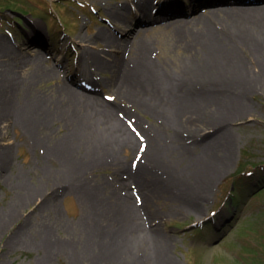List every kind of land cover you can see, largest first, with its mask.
<instances>
[{"label":"rangeland","instance_id":"1","mask_svg":"<svg viewBox=\"0 0 264 264\" xmlns=\"http://www.w3.org/2000/svg\"><path fill=\"white\" fill-rule=\"evenodd\" d=\"M144 1H150L149 13L155 20L136 29L152 40L150 56L158 70L171 75L173 64L194 59L200 47L191 46L193 41L185 34H172L171 30L162 33L159 29L167 20L156 12L160 0ZM179 1L186 7L188 19L197 15L208 17L216 8L208 1L199 5L197 14L193 15L194 1ZM137 2L0 0V37L9 40L12 53L25 52L28 59L22 67H17L15 59L2 55L0 47V56L12 64L11 71L16 69L21 74L10 77V81L6 79L7 71L0 67L3 75L0 81V264H264L262 53L236 42L234 56H238L245 73L242 81L208 83L202 78L184 90L185 97L195 99L203 95L209 111L236 116L230 123L201 120L200 129L194 127L195 131L188 130L182 136L178 124L165 127V118L160 113L131 103L107 83L113 75L123 77L143 56L140 42H134L136 38L124 44L122 65L111 61L107 69L100 70L87 55L107 47L98 41L102 30L122 38L117 29L121 22L112 17L111 10L122 13L127 5L134 21L138 17ZM225 5L218 7L231 6L228 2ZM252 5L257 4L243 6ZM187 17L179 16L176 20ZM35 51L42 54V62L31 57ZM42 65L55 69L51 79L37 75ZM66 74H70L72 86L77 90H81L76 85L83 78L99 89L102 100L118 103V117V111H127L122 121L139 141L134 148L125 146L126 151L114 155L111 145L97 143L98 161L68 172V159L82 162V152L59 147L71 132L68 120L59 114L57 107L47 110L40 106L46 92L57 93L68 81ZM156 92L160 94L161 89ZM183 121L181 118L180 122ZM154 125L164 126V130L156 148L163 151V156L153 162L151 151L147 152L146 131L154 130ZM176 133L185 140L186 152L178 150L177 143H171ZM140 166L157 175L169 191L168 195L157 192L153 196V209L160 216L157 223L170 238L168 256L161 259L158 252L156 262L144 248L127 245L122 212H116L117 208L103 198L108 197L107 193L97 190L101 184L106 190L117 185L122 196L131 193L134 204H141L143 195L132 180ZM211 166H225V170L210 186L209 195L199 205L201 212L196 214L188 209L196 194L192 191L201 187L200 171L213 169ZM82 174L90 181L86 188ZM76 180H81L83 186L79 187ZM202 185L205 187L204 182ZM33 190L38 192L34 197Z\"/></svg>","mask_w":264,"mask_h":264},{"label":"bare ground","instance_id":"2","mask_svg":"<svg viewBox=\"0 0 264 264\" xmlns=\"http://www.w3.org/2000/svg\"><path fill=\"white\" fill-rule=\"evenodd\" d=\"M193 1L196 3L193 15L197 14L196 8L207 1L211 2V5L216 6V8L210 12L208 17L197 15L188 19L187 12L184 11L186 8L181 5L180 1L160 0L159 2V14L167 20L165 25H161L162 27L159 30L162 33L171 30L172 34H185L193 41L191 46L200 47L196 57H193L194 59L187 58L178 65L173 64V70H170L171 67L166 66L171 72V75L168 72L169 76L158 70L156 63L151 59L152 40L143 37L141 29H136V26L140 24L145 23L147 25L151 23L150 21L155 20L153 19V14L149 13L150 1L138 0L136 4L138 17L134 20L135 22L126 8L127 5L122 8V13H118L117 10H111L112 17L117 22H121L117 29L123 34L122 38L112 37V32L109 33V31L102 30L99 32L98 41L104 42L108 48L106 47L103 51L97 53H87L100 70L107 69L111 61H116V63L122 65L121 51L124 44L136 38L134 42H140L139 48L143 56L134 62V67L128 68L123 77L118 74L113 75L112 78L107 80V83L109 86L116 88L119 93H123L121 96L129 99L131 103L142 106L145 110L160 113V116L165 118V127L169 128L174 123H176L174 126L178 124L181 133L183 132L182 136L189 132L188 130H191V132L195 131L194 127L200 129L201 127L198 128V122L201 120L206 122L220 120L230 123L234 119L233 117L236 116L233 113L209 111L210 109H207L208 105L203 95H198L195 99L189 95H186L187 97L184 96V90L191 83L202 78L208 83L221 82L222 80L242 81V77L245 78L241 61H239L238 56L236 58L234 56L233 46L236 45V42H241L245 47L257 49L259 53H262L261 58L264 64V0L250 2H247V0H235L236 2L229 7H218L219 5L226 6L227 0ZM248 3L257 5L243 6ZM179 16L187 17V19L176 20ZM128 17L130 18L128 19ZM85 41L88 40L85 39ZM0 47L2 55L15 59L17 67H22L28 60L25 52L12 53V46L9 40L4 37H0ZM31 57L38 62L43 61V56L38 51L33 52ZM0 58H2L0 59V67L7 71L8 78L6 79L12 81L10 77L17 74L16 69L12 72L10 69L12 64L7 63L2 56ZM42 67V70L37 73L39 78L51 79L54 76L55 69L43 65ZM65 73H67L66 69ZM59 74L61 75L62 72L60 71ZM17 75L20 76L21 74L18 73ZM65 77L68 78V81L64 83L57 93L46 92L45 96L42 97L40 106L42 108L44 106L47 110L55 106L59 109V114L68 120L67 123L71 132L65 136V139H63L64 143L60 144L59 147L66 149L72 147L82 152L84 158L82 162L68 159L69 173L77 167L80 169L85 166L90 167L98 161L96 160L99 155L97 143L111 145L114 155L118 154V152L126 151L125 146L131 145L134 148L137 145L139 141L122 121L127 115L126 110L118 111V117L116 114L117 109L120 108L118 103L111 104L104 101L99 94L86 89L85 92L77 90L72 86L70 74H66ZM1 78H3V75H0V81H2ZM26 81L29 82V78H26ZM157 89H161L160 94L156 92ZM36 105L39 109H42L38 103ZM181 118H184L185 122L181 123ZM164 126L154 125V130L150 128L146 131L149 145L147 152L151 151L150 157L153 162L159 161V158L163 156V151L156 148L157 144L160 143V136ZM177 133L172 136L171 143H177L179 147L176 148L186 152L188 148L185 140ZM126 164H128V161L125 162ZM211 167H213V169L210 168L211 172H208L210 169H207L199 173V175H203L200 180H202V183L204 182L205 187L201 183L200 188L195 187L192 191V193L196 194L193 201H190L191 204L188 209L196 214L201 212L199 205L209 195L207 191H209L210 186L225 170V166H220V168ZM83 178L85 182L84 188H86L90 181L86 180L84 175ZM159 179L157 175L148 173L142 166L132 175L133 182L143 195L144 201L139 205L134 204L131 193L122 196L117 185L116 187L109 186L107 189L110 190L109 193L105 189V185L95 186H98V192L108 194V197L105 196L103 198L109 200L117 208L114 209L116 212H122L124 217L122 218L124 221L123 232L128 236L126 239H129L127 245L132 248H144L143 250L147 252L154 262H156L158 252L161 259H166L170 247V238L163 232L159 222L157 223L156 219H160V216L156 214L152 205L153 196L157 192H161L164 195L169 194V191ZM75 182L79 187L83 186L81 180H76ZM118 183L122 187L124 186L123 182ZM92 187L94 188V186ZM37 193V191L33 190L31 196L33 195L34 197ZM149 245L152 248H146Z\"/></svg>","mask_w":264,"mask_h":264},{"label":"snow or ice","instance_id":"3","mask_svg":"<svg viewBox=\"0 0 264 264\" xmlns=\"http://www.w3.org/2000/svg\"><path fill=\"white\" fill-rule=\"evenodd\" d=\"M143 150H144L143 148L140 149L141 152H142Z\"/></svg>","mask_w":264,"mask_h":264}]
</instances>
